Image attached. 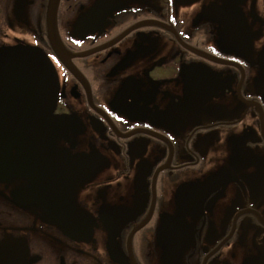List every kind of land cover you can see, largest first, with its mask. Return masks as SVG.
<instances>
[{
	"label": "flooded vegetation",
	"instance_id": "1",
	"mask_svg": "<svg viewBox=\"0 0 264 264\" xmlns=\"http://www.w3.org/2000/svg\"><path fill=\"white\" fill-rule=\"evenodd\" d=\"M0 264H264V0H0Z\"/></svg>",
	"mask_w": 264,
	"mask_h": 264
}]
</instances>
